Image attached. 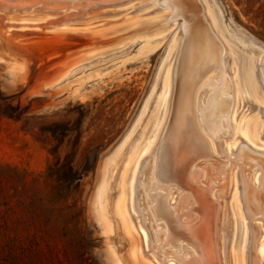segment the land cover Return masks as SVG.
Instances as JSON below:
<instances>
[{
	"label": "rangeland",
	"instance_id": "rangeland-1",
	"mask_svg": "<svg viewBox=\"0 0 264 264\" xmlns=\"http://www.w3.org/2000/svg\"><path fill=\"white\" fill-rule=\"evenodd\" d=\"M6 2L0 7V264H193L203 255L205 264H235L242 248L244 264H264V203L263 211H253L246 196L264 182V0H197L199 18L224 48L225 69L206 73L195 108L189 106L193 140L179 144L173 164L187 174L197 158L187 188L155 176L173 115L183 17L162 0ZM225 77L231 88L219 96L232 97V112L220 128L206 130L201 111ZM243 118L256 127V138L238 130ZM135 143L125 228L114 201ZM56 159L86 168L67 198L54 196L55 181L46 176ZM157 197L174 208L170 216L153 213ZM174 224L183 231L193 226L202 243ZM212 241L214 253L206 251Z\"/></svg>",
	"mask_w": 264,
	"mask_h": 264
},
{
	"label": "bare ground",
	"instance_id": "bare-ground-1",
	"mask_svg": "<svg viewBox=\"0 0 264 264\" xmlns=\"http://www.w3.org/2000/svg\"><path fill=\"white\" fill-rule=\"evenodd\" d=\"M94 1H97L96 3H100L102 1L103 2H106V1H112V0H94ZM157 1H160V0H157ZM193 1H194V3L197 6L195 8L193 7L194 5L192 4L193 2H191V0H162V2H161L162 4L171 5V7L175 11V13L177 15H181L183 17L182 18L183 19V22H182V33H183L184 39L182 38L183 39V42H182L180 54L178 55L179 56V59H177L178 60V64H177V82H176V93H175L174 105H173V115H172L171 122L170 123L167 122L170 125H168L169 128L167 126L168 130L166 132L164 141L161 139L163 143H162V145H160L161 147H159L160 149H159L158 155H157L158 156V162H157L158 163V167H157V172L155 173V176L159 177L160 179L163 178V179L175 181L178 185H180L181 187H185V188L188 187L187 180H192L193 177L195 176V174L193 173L195 170H193L191 168V166H192L193 163L195 164V160L197 158L194 156L193 159H191L192 161L190 162L189 166L187 168H185V170L188 169V171H189L187 174H185V172H183L181 170V169H184L183 166H182V164H180L179 168L174 167L173 164L176 161L175 158H176V153H177L179 144L191 142L193 140V133H192V129H191L192 128L191 127L192 126V121H191L190 116H189L190 115L189 106L190 105H192L193 107L195 106V103H194V100H195L194 99V93H195L196 87H198L197 86L198 83L202 80V78L206 75V73L209 70H211V69L217 70L219 73L220 72L223 73V71L225 69L224 68L225 67L224 66L225 64H224V59H223L224 48H223V46L221 45L220 42H217L218 40L212 34V32H211L212 27L210 26L211 28L209 27L210 29L209 28L207 29L204 26V24L202 23V20H201V17H202L201 14H199V15H201V17L199 18L198 14H197L199 11H197L198 9L196 10V8H198V6H199L200 3L198 4L197 0H193ZM7 3L8 2H6L5 0H0V5H4V4H7ZM202 6H204V5L202 4ZM217 38L219 39V37H217ZM179 43H180V40H179ZM263 55H264V53H263ZM248 63L250 64V62H248ZM251 63H253V62H251ZM259 63H260V66H262V65L264 66V63L262 61H259ZM235 66H236V64H235ZM248 68L250 69L251 67L248 66ZM246 69H247V67H246ZM226 78L227 77H225V83L223 84V86L219 87L218 94L216 96H214V97L210 96L209 99H208V103L205 105V107H203V110L201 111V117H202V120L204 122V125L203 126L206 128V130L220 128V120H222L221 117H223L225 115H228L230 113L231 109H232V106H233V99H232V97L221 98L219 96V94L223 90H229L231 88L230 87V84L227 82ZM238 78H239V75H238ZM207 86H209V85H207ZM211 86L213 88H218V86L215 83H213ZM248 87H249V85H248ZM168 90H169V88H168ZM245 91H244V93H245ZM159 98L160 97H158V99L156 100V102H158V100H160ZM149 104H151V102ZM159 105H161V104H159ZM166 107H167V105H166ZM149 109H150V107H149ZM142 115H143V113H142ZM141 119H143V118H141ZM246 119L245 118L241 119V122H240V124L238 126V130L247 139L252 140V139L256 138V136L258 135V132L256 131V127L255 126L253 127V125H250L249 124V122H248L249 119L248 120H246ZM133 130H134V128H133ZM143 133L141 135H143ZM153 135H154V133H153ZM153 135H152V138H153ZM197 135L202 140V147H203V149L204 148H207V143L203 139V137L201 136L199 130H197ZM138 139H140V138H138ZM125 140H124V142H125ZM141 141H142V139H141ZM122 144H123V142H122ZM137 146H138V143H135V148L131 147V149H133V150L132 151L130 150V154L126 157V159L123 162V166H122L123 169H122V172H121V174L119 176V191H118V194H117L116 199L114 201V209H115V212L118 215V217L120 218V221L122 222V224H123V226L125 228L128 226V224L129 225L131 224L130 217L127 214L126 196L128 194V192H127L128 186L130 187L132 185L133 178H132V180H131V178H130V180H128V170H129V165H130L131 161L133 160V157H134L133 155L137 151ZM144 149H146L145 146H143L142 151H144ZM194 150L197 151V152L200 151V149L197 148V147L194 148ZM244 152H246L248 154L247 151H244ZM251 154H253V153L251 152ZM248 155L250 156V154H248ZM262 168H263V166H262ZM215 175H217V173H215ZM196 180L194 182H196ZM153 182H154V180H153ZM193 183L189 181V185H194ZM262 183L263 184L260 185L258 189L255 188V187H251L250 186L246 190V196L251 200V203H252V206H253V207H251V209L253 211H263V209H262L263 207L262 206H263V203H264V198H263L262 191L264 189V182H262ZM195 186H197V185H195ZM197 187L200 190L202 189L199 186H197ZM122 188H126V191L121 192V189ZM103 189L104 188H102V190ZM130 189H131V192H130V195H129L130 196V207L132 208V210H134L135 209V205H134V202H133L132 188H130ZM160 196H162V195H160ZM193 196L195 197V195H193ZM103 197H102V199H103ZM106 197H107V194H106ZM153 197H154V195H153ZM163 197H165V196H163ZM181 198H183V197H181ZM155 199H157V202H156V204L154 206H152L153 213H155L156 215L160 214L159 216H161V215L162 216L163 215L164 216L169 215L168 213H169V211L173 207H171L170 210H168L169 209L168 208L169 206L167 207L164 204L165 202L162 201V199L160 197H157ZM233 199H234V197H233ZM200 200H201V202L203 204L204 203L208 204L210 206L211 210L214 209V208L211 207L212 206V203H209V202L204 201V196H201V199ZM152 201H153V199H152ZM192 202H194V201H192ZM195 202H194V204H195ZM235 202H236V199H235ZM167 205H168V203H167ZM211 210L207 212L208 214H210L208 219H210V221H212V223H214L213 222L214 216H213V213L211 214ZM213 211L215 212V210H213ZM162 219H164V218H162ZM234 220H235V218H234ZM238 220H239V218H238ZM241 221H243V220H241ZM241 221H240V223H241ZM234 224H235V222H234ZM174 226H175L174 228L177 230V232L183 233V235H185L186 237L191 238L192 241L197 246L199 245V243H202L201 242L202 241L201 240L202 239V236L201 235L200 236H197L195 229H193L194 228L193 226L192 227L191 226H182L185 231H183L182 228L179 227L178 225H175L174 224ZM246 226L247 225H245V227ZM130 227H132V226H130ZM241 227H242V225H241ZM238 228H239V226H238ZM241 230H242V228H241ZM186 231H189V232H186ZM167 233L168 232H166V234ZM246 233L248 234V231ZM234 235H235V232H234ZM165 236H167V235H165ZM167 237L169 239V236H167ZM167 237H163V238H167ZM172 238H173V236H172ZM197 238H199V240ZM175 239H177V238H175ZM244 240L246 241V239H244ZM244 240H243V242H244ZM167 241L169 242V240H167ZM173 241H175V240H173ZM210 246L211 247H209L208 249H206V251L208 250L210 253H214L215 252V249H214L215 248V245H214L213 241H212V244H210ZM220 246H221V243H220ZM232 247H233V245H232ZM261 247H262V245H261ZM242 249L239 250L236 253V255H235V264H244V262H243V258H244L243 257V254H244L243 250L244 249L243 250ZM192 250H194V249H192ZM194 253H195V251H194ZM261 255L264 256V251L263 250H261ZM193 258H192V260H190L191 263H193V264H205L208 261L207 258L205 257V255L201 256L200 258H198L196 260H194ZM183 260L184 259H182V261ZM188 260H189V258H188ZM185 262H188V261L185 260Z\"/></svg>",
	"mask_w": 264,
	"mask_h": 264
},
{
	"label": "trees",
	"instance_id": "trees-1",
	"mask_svg": "<svg viewBox=\"0 0 264 264\" xmlns=\"http://www.w3.org/2000/svg\"><path fill=\"white\" fill-rule=\"evenodd\" d=\"M5 116L10 118H19L20 116H15L11 112H7L4 110L2 112ZM86 171L84 168L81 172L79 169L74 168L71 160H65L64 164L60 163L58 159H56L52 164L47 167V175L48 177H52L55 181V191L54 196L58 199L67 198L69 196V189L74 183H77L82 176L83 172Z\"/></svg>",
	"mask_w": 264,
	"mask_h": 264
},
{
	"label": "water",
	"instance_id": "water-1",
	"mask_svg": "<svg viewBox=\"0 0 264 264\" xmlns=\"http://www.w3.org/2000/svg\"><path fill=\"white\" fill-rule=\"evenodd\" d=\"M5 1H7V0H5ZM64 1H66V2H68V5H72V4H74L76 1H91V2H94V3H96L97 1H94V0H64ZM115 1H117V0H112V1H106V2H100V3H110V2H115ZM99 4V3H98ZM3 5H0V7H2Z\"/></svg>",
	"mask_w": 264,
	"mask_h": 264
}]
</instances>
